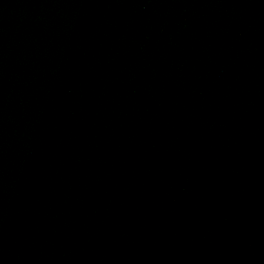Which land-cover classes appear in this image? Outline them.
Returning a JSON list of instances; mask_svg holds the SVG:
<instances>
[{
    "label": "water",
    "instance_id": "water-1",
    "mask_svg": "<svg viewBox=\"0 0 264 264\" xmlns=\"http://www.w3.org/2000/svg\"><path fill=\"white\" fill-rule=\"evenodd\" d=\"M0 264H264V0H0Z\"/></svg>",
    "mask_w": 264,
    "mask_h": 264
}]
</instances>
